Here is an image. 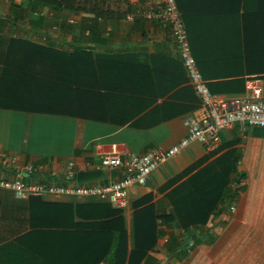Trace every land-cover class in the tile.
Instances as JSON below:
<instances>
[{
  "label": "crops",
  "instance_id": "1",
  "mask_svg": "<svg viewBox=\"0 0 264 264\" xmlns=\"http://www.w3.org/2000/svg\"><path fill=\"white\" fill-rule=\"evenodd\" d=\"M176 1L207 85L242 74L259 78L264 95V72L253 65L259 31L264 37V0ZM61 3L0 0V79L11 41L99 55L89 88L94 97L85 103L95 119L0 108V179L63 183L104 154L167 149L186 136L183 119L199 106L170 30L141 16L149 3L76 0L74 11ZM212 174L222 179L214 210L208 199L214 190L205 186ZM230 190L235 196L227 205ZM147 196L158 233L140 264L168 240L177 257L169 264H264V129L238 124L221 132L215 150L189 144L146 184L132 186L123 208L88 197L18 199L0 188V264H112L123 244L127 258L135 244L134 203Z\"/></svg>",
  "mask_w": 264,
  "mask_h": 264
},
{
  "label": "built area",
  "instance_id": "2",
  "mask_svg": "<svg viewBox=\"0 0 264 264\" xmlns=\"http://www.w3.org/2000/svg\"><path fill=\"white\" fill-rule=\"evenodd\" d=\"M141 16L154 18L171 32L177 46L181 64L195 90L199 100L196 112L183 119L186 136L176 145L164 149L155 146L145 153H129L124 156L117 153L104 154L97 161L88 162L92 169L116 170L119 176L108 177L100 182L78 185L67 178L63 183L27 182L23 179L12 181L0 179V188L11 190L18 199L29 197H88L109 200L116 208L126 204L128 190L134 185H144L151 174L161 165L179 155L189 144L199 143L205 150L212 151L220 144V134L227 127L238 124L242 128L258 127L264 129V95L260 79L249 77L245 92L237 95L213 94L200 73L192 54L188 33L176 0H144ZM74 23L73 19L69 20ZM30 173L32 167L26 166ZM230 210H234L231 207Z\"/></svg>",
  "mask_w": 264,
  "mask_h": 264
},
{
  "label": "trees",
  "instance_id": "3",
  "mask_svg": "<svg viewBox=\"0 0 264 264\" xmlns=\"http://www.w3.org/2000/svg\"><path fill=\"white\" fill-rule=\"evenodd\" d=\"M42 1L55 5L63 2L67 10L76 9V0ZM182 19L184 21L183 16ZM257 41L260 45L257 47L259 57L253 65L256 72H264V37L261 31ZM100 58L102 57L99 55L93 57L92 53L84 50L67 54L24 41H11L0 79V108L34 114L95 119L91 116V109L85 103L94 97V95L91 96V89H89L93 79L91 72L100 66ZM247 65V68H250L249 63ZM240 76L233 82L225 80L220 84L209 83V90L213 94H242L245 92L247 78H244L242 74ZM203 78L208 79L204 76ZM238 158L237 153L233 155L230 161L232 170H235ZM205 182V186L208 185L214 190L210 192L208 198L211 201L209 209L214 210L216 208L214 200L220 193L216 191L222 179L220 175L212 174L208 179L206 177ZM225 196L227 201H230L235 196V191H227ZM148 200L147 196L134 203V224L137 228H135L134 248L126 258L123 251L125 246L121 245L122 247L116 249L112 264H140L148 252L154 248L158 232L154 208L147 204ZM143 204L146 205L141 207ZM123 238L124 231H120L116 239L121 241Z\"/></svg>",
  "mask_w": 264,
  "mask_h": 264
},
{
  "label": "water",
  "instance_id": "4",
  "mask_svg": "<svg viewBox=\"0 0 264 264\" xmlns=\"http://www.w3.org/2000/svg\"><path fill=\"white\" fill-rule=\"evenodd\" d=\"M119 176V172L116 170L106 169H91L81 170L75 173L70 179L75 181L76 184L82 185L86 183L100 182L108 177L115 178Z\"/></svg>",
  "mask_w": 264,
  "mask_h": 264
},
{
  "label": "rangeland",
  "instance_id": "5",
  "mask_svg": "<svg viewBox=\"0 0 264 264\" xmlns=\"http://www.w3.org/2000/svg\"><path fill=\"white\" fill-rule=\"evenodd\" d=\"M72 16H74V15H72ZM72 16L69 15L68 17H72ZM20 18H22V15H20ZM40 20L41 19L38 18L37 20H31L30 22L35 24V23L39 22ZM24 23H26V20H24ZM229 202L230 201H227V205L229 204ZM162 241H163V239H162ZM168 243H169V240L167 241V243L164 244L163 247L160 248V250L153 252V254H150L145 264H156L160 260H161L160 264H169L171 258H174V256H175V258H177L176 254L169 253L168 250L166 249V247L168 246ZM186 250H188V248H185V249H183L182 252L178 253L177 256L179 259L185 256V254L187 252Z\"/></svg>",
  "mask_w": 264,
  "mask_h": 264
}]
</instances>
